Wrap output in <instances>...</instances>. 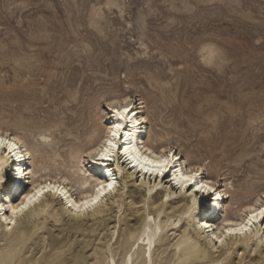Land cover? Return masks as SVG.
<instances>
[{
    "label": "rangeland",
    "instance_id": "374dc122",
    "mask_svg": "<svg viewBox=\"0 0 264 264\" xmlns=\"http://www.w3.org/2000/svg\"><path fill=\"white\" fill-rule=\"evenodd\" d=\"M122 93L140 95L147 126L171 128L165 138L192 160L227 173L236 189L264 188V0H0V127L28 139L34 158L39 135L54 139L67 117ZM122 180L110 221L68 226L54 209L0 264H118L121 241L139 229L119 222ZM181 235L169 230L144 252L137 241L128 264L144 255L145 264H177ZM240 253H228L233 264L256 263Z\"/></svg>",
    "mask_w": 264,
    "mask_h": 264
},
{
    "label": "bare ground",
    "instance_id": "6f19581e",
    "mask_svg": "<svg viewBox=\"0 0 264 264\" xmlns=\"http://www.w3.org/2000/svg\"><path fill=\"white\" fill-rule=\"evenodd\" d=\"M8 46L10 51V43ZM103 100L102 106L96 104L90 111H79L67 117L61 133L54 139H49L50 135H39L40 141L36 145L40 154H35L36 158L32 156V144L28 139L18 132L0 127V134L6 133L8 139L17 137L15 155L9 153L6 147L0 148V162L7 164L3 171L4 181L0 183V236L4 240L1 251L5 249V254L0 255V262L13 259L16 246L29 239L33 234L32 228L38 225L39 220L47 219V215L54 209L67 217L68 226L110 221L116 216L117 209L121 208V203L116 205L115 202H122L124 187L120 180L123 178L127 187V201L124 216L119 222L128 219L127 228L139 229L128 231L121 241L118 264H128V253L137 241L140 251L144 252L146 245L150 249L152 242L160 237V243L153 247L154 250L158 249L167 231L172 229L182 232L175 260H172L177 264H202L205 261L233 264L231 254L228 253L241 251L243 255L246 250L252 251L250 259L256 261L255 264H264V218L257 217L249 231L242 236H225L223 243L213 238L214 234L219 235L223 227H226V220L247 225L250 213L246 209L264 208V188L254 191L251 183L240 182L236 189L227 173L210 171L202 160H192L189 154L184 153L178 141L165 138L171 128L162 126L150 129L140 95L122 93ZM113 100L118 101L114 106L118 109L124 107L127 101L129 112L126 117L133 119L121 121L109 107ZM137 119L140 123L135 124ZM118 122L125 126L116 140L117 148L113 150L112 158L105 159L98 153L88 157V152L100 148L106 139L111 138L108 129ZM124 131L131 133L127 141L123 137ZM124 148L129 149L127 154ZM168 152L174 153V162L162 174L158 171H143L134 159L137 153L167 156ZM17 155L21 158L16 159ZM190 172L198 173L192 184L181 188L180 184L174 182L182 174L188 175ZM97 180H104L106 184L114 181V186L105 191L95 206L81 214L76 213L71 204L81 203L85 197L96 195ZM203 181H209L214 191L202 193L197 190L196 183ZM46 183L62 187L67 199L46 192L24 212L12 217L10 209L23 202L36 187ZM145 200H148V212L138 214ZM31 213L35 214L34 219L19 227L22 233H16L17 224ZM147 218H151V221ZM13 219L15 223H12ZM205 224L209 226L207 229L202 227ZM109 251L111 255L116 253L112 248ZM144 257L142 261L145 264Z\"/></svg>",
    "mask_w": 264,
    "mask_h": 264
},
{
    "label": "snow or ice",
    "instance_id": "6c2138e0",
    "mask_svg": "<svg viewBox=\"0 0 264 264\" xmlns=\"http://www.w3.org/2000/svg\"><path fill=\"white\" fill-rule=\"evenodd\" d=\"M118 101L113 100L109 107L112 108V111L114 114L121 120H125L126 118L128 120H132V117H126V114L129 112V106L127 105V101L125 102V106L122 108H116L114 107ZM135 124L140 123V121L137 119L134 121ZM124 124L122 123H115L113 124L109 129L108 132L110 133V137L104 141V145L100 148H95L91 152H88L86 155L88 157H92L94 153H98L99 156L110 160L112 158L113 150L117 148L116 140L119 138L121 134V130L124 128ZM131 133L128 131L123 132V137L125 141L128 140ZM17 137L12 136L11 139L7 138V134H0V148H7L9 153H12L15 155V150L17 149ZM124 152L127 154L129 152L128 148L123 149ZM132 151H136V149H132ZM20 156H16V159H20ZM137 163H139L140 167L145 172H152V171H158L161 174L168 170L170 164L174 162V153L168 152L167 156H158L155 154L149 155H140L137 153V156L134 158ZM198 175L197 172H190L188 175H181L178 180L174 181L178 184H180L181 188L186 187L187 185L192 184V182L196 179V176ZM97 187H96V195L85 197L81 203H72L71 207H73L76 211V213L81 214L85 210H87L89 207L95 206L101 197L104 195L106 190H111L114 186V181H110L107 184L104 180H97L96 181ZM196 189L199 190L202 193H211L214 191L213 187L210 186L209 181H203V182H197L196 183ZM51 192L53 195H59L64 196L67 199V194L65 190L60 187L58 184L53 183H46L42 184L38 187H36L33 191V193L28 194L24 201L20 204L16 205L15 207H12L10 209L12 217H16L19 213L24 212L31 204L36 202L44 193ZM247 212L250 213L248 216L247 225L244 223H237L233 220H226L225 225L226 227H223L222 232L219 235L214 234V239H219L221 243L224 241L225 236H236V235H244L247 231H249L251 224L254 220L257 219V217L264 218V208H260L259 210L255 209L254 207H249L246 209ZM5 220L8 219L7 216L4 217ZM12 223H15V220L13 219ZM205 229H207L209 226L207 224L202 225Z\"/></svg>",
    "mask_w": 264,
    "mask_h": 264
},
{
    "label": "clouds",
    "instance_id": "9594fccd",
    "mask_svg": "<svg viewBox=\"0 0 264 264\" xmlns=\"http://www.w3.org/2000/svg\"><path fill=\"white\" fill-rule=\"evenodd\" d=\"M7 164L0 162V183L4 181L3 171Z\"/></svg>",
    "mask_w": 264,
    "mask_h": 264
}]
</instances>
